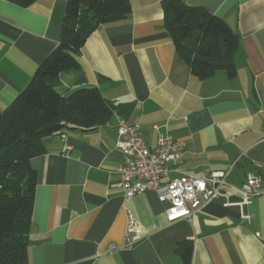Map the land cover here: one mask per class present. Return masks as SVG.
Listing matches in <instances>:
<instances>
[{"label":"crops","instance_id":"1","mask_svg":"<svg viewBox=\"0 0 264 264\" xmlns=\"http://www.w3.org/2000/svg\"><path fill=\"white\" fill-rule=\"evenodd\" d=\"M129 1L127 19L88 37L76 55L80 73L61 74L68 92L96 86L116 107L97 129L48 137L46 152L32 159L38 177L29 264H181L177 249L186 240L192 264H264V0H182L239 35L236 73L218 69L205 79L177 52L162 0ZM67 3L0 0V110L60 43ZM122 120L139 124L150 147L164 132L182 142L171 177L226 170L228 182L241 186L252 172L263 192L245 204L226 186L191 219L175 221L153 191L126 200L115 185L124 164L116 145ZM127 208L143 231L132 248L123 247ZM112 244L119 249L109 252Z\"/></svg>","mask_w":264,"mask_h":264},{"label":"trees","instance_id":"2","mask_svg":"<svg viewBox=\"0 0 264 264\" xmlns=\"http://www.w3.org/2000/svg\"><path fill=\"white\" fill-rule=\"evenodd\" d=\"M13 1L27 7L36 0ZM162 7L175 48L195 75L205 79L218 69H226L230 76L236 73L239 35L223 18L182 0H162ZM131 12L129 0H68L60 43L29 84L0 110V264H29L38 177L31 161L46 152V139L66 129H97L111 119L116 107L96 86L68 92L61 74L80 71L76 55L92 32L127 19ZM177 251L181 264H192L191 241L182 242Z\"/></svg>","mask_w":264,"mask_h":264},{"label":"built area","instance_id":"3","mask_svg":"<svg viewBox=\"0 0 264 264\" xmlns=\"http://www.w3.org/2000/svg\"><path fill=\"white\" fill-rule=\"evenodd\" d=\"M117 133L116 145L123 155L124 164L115 185L121 188L126 200L148 191L155 192L161 202H169L166 213L170 221L191 219L208 202L224 195L223 187L226 186L241 194L245 204L263 192L260 178L252 172L247 173L241 186L228 182L226 170H210L203 176L181 172L179 176L171 177V172L178 170L175 164L180 158L182 142L170 132L159 136L156 147L146 144L137 123L122 120ZM60 137L65 140L66 134L62 133ZM71 148L67 146V150ZM225 195L228 196L229 192ZM126 213L127 230L123 247L132 248L143 238V231L132 210L127 208ZM109 249V252H115L119 246L112 244Z\"/></svg>","mask_w":264,"mask_h":264},{"label":"rangeland","instance_id":"4","mask_svg":"<svg viewBox=\"0 0 264 264\" xmlns=\"http://www.w3.org/2000/svg\"><path fill=\"white\" fill-rule=\"evenodd\" d=\"M65 74H68V73H65ZM65 74H64V75H65Z\"/></svg>","mask_w":264,"mask_h":264}]
</instances>
